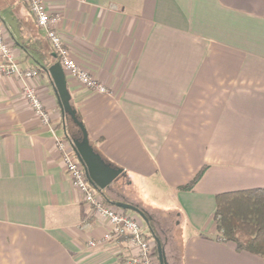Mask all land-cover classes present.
<instances>
[{
    "label": "crops",
    "instance_id": "0c3cea01",
    "mask_svg": "<svg viewBox=\"0 0 264 264\" xmlns=\"http://www.w3.org/2000/svg\"><path fill=\"white\" fill-rule=\"evenodd\" d=\"M44 1L79 66L108 90L65 73L91 145L123 170V191L105 198L146 212L144 233L168 264L175 251L178 264H264L216 238L212 221L216 194L264 187V0ZM0 26L17 66L38 71L29 83L50 114L43 124L28 81L0 74V264H129L136 247L101 241L108 220L65 172L62 115L35 63L58 62L46 32L23 0H0ZM203 167L192 191L178 190Z\"/></svg>",
    "mask_w": 264,
    "mask_h": 264
},
{
    "label": "built area",
    "instance_id": "2783aa9c",
    "mask_svg": "<svg viewBox=\"0 0 264 264\" xmlns=\"http://www.w3.org/2000/svg\"><path fill=\"white\" fill-rule=\"evenodd\" d=\"M28 11L34 17L36 25L46 32L50 45L56 54L57 61L64 72L72 77L80 85L97 93H107V88L101 84L89 71L80 67L72 55L63 38L57 31V24L61 17L58 13L48 10L44 0H23ZM0 74L14 76L28 81L23 87V94L29 101L35 115L43 124L50 121L49 111L44 107L29 80L38 75L36 69H20L14 61L11 47L5 39L0 26ZM57 148L61 152L65 172L68 174L71 184L78 189L86 204L90 205L96 213L108 220L109 229L103 234L101 241H115L125 239L136 247L134 256L128 259L129 264H155L152 255L151 242L153 237L144 233L143 224L138 216L129 214L110 203L103 201L99 193L88 183L84 167L77 160L70 143L66 140H57ZM100 241H90L89 246L94 247Z\"/></svg>",
    "mask_w": 264,
    "mask_h": 264
},
{
    "label": "trees",
    "instance_id": "16d2710c",
    "mask_svg": "<svg viewBox=\"0 0 264 264\" xmlns=\"http://www.w3.org/2000/svg\"><path fill=\"white\" fill-rule=\"evenodd\" d=\"M68 122L74 129L70 134L76 136L77 127L70 120ZM204 171L205 168H201L188 183L179 186L178 190L192 191ZM102 197L109 204L105 196ZM212 221L216 238L232 243L236 251H246L264 259V187L216 194ZM142 224L145 229V224L143 222ZM150 232L153 233L152 237L156 236L152 229ZM152 255H157L156 248L152 250Z\"/></svg>",
    "mask_w": 264,
    "mask_h": 264
},
{
    "label": "water",
    "instance_id": "95a60500",
    "mask_svg": "<svg viewBox=\"0 0 264 264\" xmlns=\"http://www.w3.org/2000/svg\"><path fill=\"white\" fill-rule=\"evenodd\" d=\"M35 63L44 70L51 79V86L57 98V103L62 115L64 136L70 143L77 160L83 165L86 179L90 186L99 193H106L108 190L120 194L118 187L113 186L114 182L123 175L121 168L114 167L107 163L91 145L87 131L79 119L76 109L71 104V95L67 87L65 72L59 62L45 67L39 61ZM66 120H70L77 127V135L73 136L66 130ZM109 203L123 210H130L135 213L145 224H149L146 212L139 206L124 200L110 199ZM153 233H151L152 235ZM158 264H168L163 246L157 236L154 237Z\"/></svg>",
    "mask_w": 264,
    "mask_h": 264
},
{
    "label": "rangeland",
    "instance_id": "374dc122",
    "mask_svg": "<svg viewBox=\"0 0 264 264\" xmlns=\"http://www.w3.org/2000/svg\"><path fill=\"white\" fill-rule=\"evenodd\" d=\"M66 123H67L68 126H70V125H69L70 123H69L68 121H66ZM115 184H116V183H115ZM115 184L113 185L114 188H115V187H118V190L123 191V186L121 187V185H119V184H118V185H117V184L115 185ZM127 213H129V214H134V213H132L130 210H127ZM135 215H136V214H135ZM138 220L141 221V222H143L139 217H138ZM143 223H144V222H143ZM175 247H176V246H175ZM151 248H152V250H153L154 248H156V247H155V241H152V242H151ZM156 253H157V251H156ZM175 254H176L175 257L170 258L169 261H170L171 263H173V264H178L177 252H176V251H175ZM153 260H154V263H155V264H158V261H157V255L154 256Z\"/></svg>",
    "mask_w": 264,
    "mask_h": 264
}]
</instances>
